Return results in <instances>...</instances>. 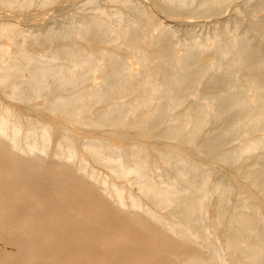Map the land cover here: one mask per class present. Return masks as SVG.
Segmentation results:
<instances>
[{
	"label": "bare ground",
	"instance_id": "6f19581e",
	"mask_svg": "<svg viewBox=\"0 0 264 264\" xmlns=\"http://www.w3.org/2000/svg\"><path fill=\"white\" fill-rule=\"evenodd\" d=\"M0 264H264V0H0Z\"/></svg>",
	"mask_w": 264,
	"mask_h": 264
},
{
	"label": "rangeland",
	"instance_id": "374dc122",
	"mask_svg": "<svg viewBox=\"0 0 264 264\" xmlns=\"http://www.w3.org/2000/svg\"><path fill=\"white\" fill-rule=\"evenodd\" d=\"M144 2H147L148 0H143ZM198 1V0H195V2ZM108 1H106L107 3ZM56 6V4H53L51 5V7L53 6ZM229 11H226L225 12V15L229 16ZM211 18L210 17H206V20H210ZM170 24H174L173 22H170ZM193 33L197 34V35H210L211 34V26L207 23H200L198 25H195L193 30H192Z\"/></svg>",
	"mask_w": 264,
	"mask_h": 264
}]
</instances>
